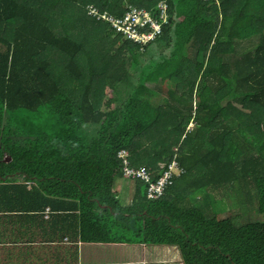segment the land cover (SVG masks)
Returning <instances> with one entry per match:
<instances>
[{"label": "trees", "instance_id": "1", "mask_svg": "<svg viewBox=\"0 0 264 264\" xmlns=\"http://www.w3.org/2000/svg\"><path fill=\"white\" fill-rule=\"evenodd\" d=\"M158 2L167 22L154 39L101 49L111 29L89 5L157 17ZM122 148L152 169L176 153L185 171L157 199L135 181L137 201L123 205ZM16 174L34 182L16 189L69 211L81 241L175 245L184 264H264V221L220 217L213 198L255 197L264 212V0H0V182Z\"/></svg>", "mask_w": 264, "mask_h": 264}, {"label": "crops", "instance_id": "2", "mask_svg": "<svg viewBox=\"0 0 264 264\" xmlns=\"http://www.w3.org/2000/svg\"><path fill=\"white\" fill-rule=\"evenodd\" d=\"M146 57L138 64L144 65ZM141 114L138 109L134 123ZM145 116L150 117L146 111ZM6 177L0 182V264H184L175 245L81 241L72 236L68 210L58 204L51 207L36 194L27 196L26 190L34 184L30 179L21 180L16 174L15 181L5 182ZM114 178L122 204L137 201L138 184L122 175ZM17 181L26 190L16 189Z\"/></svg>", "mask_w": 264, "mask_h": 264}, {"label": "built area", "instance_id": "3", "mask_svg": "<svg viewBox=\"0 0 264 264\" xmlns=\"http://www.w3.org/2000/svg\"><path fill=\"white\" fill-rule=\"evenodd\" d=\"M156 8L158 9L157 17L150 9L131 4H128L120 15L100 11L95 6L89 5L87 14L108 22L113 33L136 42L142 47L154 39L160 33L161 25L167 22L165 2H158ZM174 151L176 152V147ZM175 154L165 165L160 164L157 169H152L143 164H132L130 152L127 149L122 148L117 151V157L121 162L122 176L142 182L145 186V196L148 199H157L165 195L173 185L175 178L185 171Z\"/></svg>", "mask_w": 264, "mask_h": 264}, {"label": "rangeland", "instance_id": "4", "mask_svg": "<svg viewBox=\"0 0 264 264\" xmlns=\"http://www.w3.org/2000/svg\"><path fill=\"white\" fill-rule=\"evenodd\" d=\"M120 42H121V40H120L119 34L110 32L108 35L105 36V38H103L100 41L101 49H106V51L115 50V53H116V50L119 48V46H121ZM125 51L126 50H121L122 55H126L128 57V55ZM139 61H142V58ZM128 64H127L128 68H129L128 71H131L132 67L129 66ZM134 69H135V73H136L138 70H136V68H134ZM134 76L136 77V75H134ZM228 78L229 77L223 76V79L225 82H229ZM163 85L167 86V84H163ZM105 95H106V97L112 96V91L110 90L109 87L105 88ZM163 96H165V93L162 91L156 97H153V99H154V101H158L160 103L162 101ZM225 99H222V101H221L222 104L225 101ZM191 123H189L188 126H191ZM245 126L248 127L247 124ZM129 183L131 184L130 188L132 189L133 188V182L131 181ZM124 191L129 193V188H124ZM212 193H214V192H212ZM213 195H214L213 198H215V201L218 200L214 204V208H215V211L218 214V216L221 217V216H225L229 213L230 214L231 213H237V214H239V216H237V219L234 220V222L236 224H240V223L247 222V221H260V222L264 221V212H261L257 209V199L255 197L250 198L249 203H245L242 205L241 203H237V204H234V202L230 203L228 198L227 199L226 198H218L215 196V194H213ZM117 198L120 199L119 197H117ZM120 200H122V199H120ZM122 202H123V200H122Z\"/></svg>", "mask_w": 264, "mask_h": 264}, {"label": "clouds", "instance_id": "5", "mask_svg": "<svg viewBox=\"0 0 264 264\" xmlns=\"http://www.w3.org/2000/svg\"><path fill=\"white\" fill-rule=\"evenodd\" d=\"M125 8H126V6H125ZM111 32H112V30H111ZM120 36V35H119ZM121 38H123L122 36H120ZM124 39V38H123ZM125 40H128V39H125ZM128 41H131V40H128ZM131 42H133V41H131ZM133 43H136V42H133ZM138 44V43H137ZM139 45V44H138ZM142 49V48H141ZM175 148V147H174ZM129 151V150H128ZM130 152V151H129ZM130 156H131V152H130ZM135 165V164H134ZM140 165V164H139ZM144 165V164H143ZM122 175V174H121ZM179 177V176H178ZM177 178V177H176ZM175 178V179H176ZM128 179V178H127ZM131 180H133V179H131ZM134 181H136V180H134ZM175 181V180H174Z\"/></svg>", "mask_w": 264, "mask_h": 264}]
</instances>
